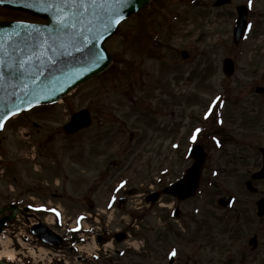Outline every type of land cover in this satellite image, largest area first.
<instances>
[{
  "label": "rangeland",
  "instance_id": "374dc122",
  "mask_svg": "<svg viewBox=\"0 0 264 264\" xmlns=\"http://www.w3.org/2000/svg\"><path fill=\"white\" fill-rule=\"evenodd\" d=\"M212 2L151 0L122 22L107 40L105 46L112 54V62L106 70L81 83L59 102L24 113L26 126L19 127L11 121L0 134L3 162L9 168L14 161L30 168L34 163L32 156L36 155L35 161L48 164L52 171L48 181L53 192L58 187L55 172L62 181L67 167L71 173L84 169L87 190L93 187L95 163L100 161L104 169L110 161L114 179H103L101 184L102 210L106 198L113 199L121 191H113L116 181L130 177L127 185L136 189L129 197L133 203L110 209L101 223L105 227L111 222L112 231L128 227V243L104 244L98 249L87 240L88 244H82L87 256L83 255L96 257L97 262L92 264L107 262L115 252L120 264H165L166 252L175 243L181 248L179 258L190 257L188 264H238L244 256L249 257L250 264H264V218L255 213V202L264 194V181L253 182L258 193H250L244 187L248 174L259 166L258 145H264V128L249 129L250 125L244 124L245 118H257L252 99L264 98L254 91L256 84L264 85V0H252L251 6L249 0H231L218 7ZM237 4L247 5L250 21L244 36L235 43L232 28ZM14 19L40 20L0 7V20ZM181 51H185L186 58ZM225 57L234 61L231 76L222 72ZM221 93L228 96L224 111L228 112L231 133L237 141L232 138L227 142L226 152L220 154L219 171L212 158L205 164L197 196L180 202V222L193 225L188 219L195 216L194 208L199 210L202 221L192 226L191 235L182 231L179 238L175 231L179 222L161 223V207L150 212L144 201H138L143 199L150 182L157 186L162 177L166 183L188 167L192 161L186 159L191 146L190 129L198 118L190 116L200 115L208 100H216ZM81 108L90 110L92 124L80 133L65 135L63 123ZM261 112L264 114V106ZM39 114L45 118L37 119ZM32 121L40 123V127L33 126ZM39 141L43 147L35 150L33 146L37 147ZM166 167L167 175L161 176L160 170ZM22 173L28 182L24 170ZM2 179L0 204L8 200L9 186L14 184ZM222 195L233 196V204L226 210L216 203ZM45 198L59 205V199L51 198L49 193ZM170 204L171 201L166 204V211ZM131 205L138 207L133 216L128 212ZM128 222L130 226H126ZM203 225L207 226L208 240ZM198 226L201 230L197 239L201 242H192ZM254 234L258 236V246L251 251L248 240Z\"/></svg>",
  "mask_w": 264,
  "mask_h": 264
},
{
  "label": "water",
  "instance_id": "95a60500",
  "mask_svg": "<svg viewBox=\"0 0 264 264\" xmlns=\"http://www.w3.org/2000/svg\"><path fill=\"white\" fill-rule=\"evenodd\" d=\"M229 1L216 0L214 5H221ZM34 2L35 0H0V5L25 11L45 20L43 23L24 22L25 24L38 25L42 30L45 27H51L53 25L52 17L48 12L41 10L43 5L28 6L29 3ZM148 2L149 0H128L127 6L122 9L124 19L130 14L140 11ZM237 11L238 18L233 29L234 41L239 40L246 27V7L239 5L237 6ZM106 19V10L97 8L93 11L89 9L85 15L78 18L75 29L70 28L64 33L56 35L55 44H53L52 39H49L50 34L47 31L43 32V38L29 40L23 31H21L20 36L14 35L17 30V24L20 21H0V40L3 42V47L0 48V57L9 62L21 60L25 62L24 69H21L15 76L6 72L4 78L0 80V121L4 124L10 116L22 110H27L38 104L55 102L85 80L104 71L111 62V55L104 47V42L115 33L119 25L112 24L107 31H104ZM74 32L82 33L89 37L97 33H103V38L93 40L92 44L82 45V36H78L75 42L82 45V51L77 52L72 48ZM45 39L48 40V43L41 49L39 45L44 44ZM9 45L13 47L19 46L20 51L14 52L13 47ZM50 45L59 52H64L67 49V51L72 52V55L60 56L56 65H50L47 56L43 55L44 52H47L48 56L53 55ZM101 53L105 58L96 62V56ZM37 72L41 74L37 76ZM223 72L226 75L232 74L233 62L230 58L223 60ZM29 103H31V107H29ZM90 123V112L87 109H80L71 114L69 121L62 128L65 133H73L80 128L88 126ZM261 151L263 166L252 175L253 178L257 179L264 178V149H261ZM190 156L193 159V163L187 169V173L181 180L171 184L163 192L176 195L180 199L189 197L195 192L202 165L206 158V152L202 147L195 145L190 152ZM245 184L249 191H257L251 181H246ZM218 202L220 205L226 206L229 204L230 199L224 200L221 198ZM6 209H10L11 213L0 217V232L4 224L13 219L17 213V208L11 205L9 207H0V215ZM257 214L264 215V197L257 201ZM31 231L46 244L56 246L61 244V238L49 231L43 224L33 226ZM118 240L120 239L118 238ZM252 241L255 242L254 239ZM0 264L12 263L0 260Z\"/></svg>",
  "mask_w": 264,
  "mask_h": 264
},
{
  "label": "flooded vegetation",
  "instance_id": "af4514ba",
  "mask_svg": "<svg viewBox=\"0 0 264 264\" xmlns=\"http://www.w3.org/2000/svg\"><path fill=\"white\" fill-rule=\"evenodd\" d=\"M260 95H264L260 94ZM254 102L255 108H257V118H245L244 124L245 125H250L249 129L251 128H256V127H263L264 128V114L261 112L262 107L264 106V98H258L256 97L255 99H252ZM207 105V104H206ZM205 105V107H206ZM49 105H40L37 107H33L31 110L40 108V107H48ZM220 104L215 108L212 109V112L210 115L203 117L202 115H195V116H190L191 118H195L198 116L197 121H195V124L192 126V131L194 128L196 129L197 125L196 122H199L198 124L201 128V135L203 136L201 139V143L203 144L204 148H206L208 155L209 153L216 151L217 149L219 150V157L220 159V154L222 152H226V144L227 142L234 138L232 132V128L229 123V115L228 112L224 111L223 108H220ZM221 109V110H220ZM246 109V108H245ZM29 110V111H31ZM27 111V112H29ZM26 113V112H24ZM24 113H21L7 121V123L11 121H16L18 123L19 127L26 126L27 118L24 116ZM24 116V117H23ZM23 117V118H22ZM39 120H42L45 118L44 114H39L36 117ZM220 121H223L221 123ZM33 126L40 127V123L37 121L34 122L32 121ZM84 130H80L76 133H80ZM76 133L72 134L75 135ZM70 135V136H72ZM213 135H216L220 139V144L218 147L214 146V144L209 141V138L212 137ZM208 139V140H207ZM252 143V142H251ZM3 142H1L0 149L2 147ZM214 147H213V146ZM264 146V145H258V151L259 147ZM43 147V142L39 141L38 146H33V148L36 149H41ZM179 150V149H178ZM180 151V150H179ZM97 156L100 157L101 153L99 151L96 152ZM4 154L2 152V156L0 157V177L3 178L2 180H12L14 184H10V186L6 185V187L9 186L10 192H7V201L3 203L4 206H8L11 204H14L15 206L18 207L19 215L22 219L24 220H36V217L39 218V220L43 223L47 222L48 220L50 221L51 219V209H53V204L54 206L62 212V218H63V230L62 232L66 236V239L69 240L70 242L75 241V240H81L83 243H86V239L90 238V236L94 235L95 240L97 239H103L105 240L104 243L108 242L111 240V243H116L115 242V234L117 232H120L121 234L124 235L125 239L128 236V227H124L121 229H116L112 231L110 229L111 222L105 224V227H102V212H106L105 210H102V204H101V184L103 183V179H114L113 173H112V164L110 161L106 162V165L104 169H102V165L100 161H97L95 163V175L93 176V187H88L87 190L85 189V171L84 169L80 168L77 169L75 172V175H72L74 172H69L70 167H67V171L62 174V181L59 180V175L57 172H55L53 175L56 176V179H58L57 183V188H54V192L52 191V188L50 187V182L48 181L49 174L52 172L47 165L42 164L40 162H36V155L32 156V162L35 167L30 166V168L27 167H21L18 161H14V163L11 164L12 168H9V164L3 162ZM181 156V155H180ZM183 156V155H182ZM259 157H260V163H261V153L259 151ZM188 159V158H186ZM189 161V159H188ZM220 161V160H219ZM219 161H217L218 165H215V167L219 168ZM73 162V161H72ZM91 162V159H90ZM208 162V158L206 162L204 163V168L206 167L205 164ZM74 163V162H73ZM168 164V163H167ZM39 166V168H37ZM80 166V165H79ZM167 168V167H166ZM170 168V167H169ZM203 168V169H204ZM168 169V168H167ZM24 170V175L25 178L28 179V182L24 181L23 173L22 171ZM83 170V172H82ZM169 170V169H168ZM204 171V170H203ZM168 171L165 170V168H162L161 171V176L164 175L166 176ZM183 174V173H182ZM181 174V175H182ZM180 175V176H181ZM180 176H174L172 179H169L166 183H170L171 181L179 178ZM52 177V176H51ZM127 180L130 178L127 176ZM118 181V180H117ZM116 181V183H117ZM4 182V181H3ZM115 183V184H116ZM151 183V182H150ZM165 182H162V177L159 179V187L157 190H160L162 187L166 185ZM60 187V189H59ZM157 188L154 186V189ZM60 191V192H58ZM125 191H128V188L125 189ZM124 191V192H125ZM134 191L136 189L133 187L130 189V194L131 196L133 195ZM58 192V193H57ZM49 193V196L51 198H56L59 199L58 204L51 203L49 199L45 198V195ZM148 193V192H147ZM31 195V196H29ZM125 196L120 197V202L122 204L124 203H133L132 199H129V195L124 194ZM36 197V198H35ZM39 197V199L37 198ZM42 199L43 202H40ZM35 200H37V203H34ZM65 201L66 203H64ZM146 205H148L145 195L143 199H140L138 202H142ZM168 201H173L172 206L175 207L177 206L179 208V205L177 204V201L173 199L172 197H166L165 195L160 197V202H156L155 205H158L161 207V210L159 211V219L160 222L164 224L167 223L168 220H172L175 222H179V227L175 229L178 237L180 238L182 231L183 233L186 234H192L194 230L195 223L202 221L200 219L196 212L195 216L190 219V222L193 223V225H189L188 222H180L181 219V212L179 214V218L176 220L171 218V211L167 210L166 211V204ZM137 202V203H138ZM136 203V204H137ZM139 206H143L142 204ZM137 206L131 205L130 209L128 210L129 214L131 216L134 215L135 210H137ZM193 214V211H192ZM41 217V218H40ZM130 219V218H129ZM77 223L80 224V230L77 234H74L75 230L78 228ZM85 223H88V226L86 227ZM131 223H127L126 226H130ZM74 226V228H73ZM163 227L165 225H162ZM204 226V225H203ZM51 228L54 230L60 229V226L53 221V224L51 225ZM207 226H204V232H205V238L206 240L209 239L208 235V230L206 229ZM197 233H195L192 236V242H201L198 241V231L200 232L201 228L198 226L197 227ZM207 231V232H206ZM85 237V239H84ZM75 238V239H74ZM177 238V237H176ZM178 239V238H177ZM85 240V241H84ZM74 244V242L72 243ZM117 245V244H115ZM175 249L177 250V255L172 257L170 262L168 261L167 264H188L186 261H190V257L186 255V257H183V255L180 257L182 258L185 262H182V260L179 258V252L181 251L180 246L175 243L174 244ZM251 251H255L252 248H250ZM115 256H111L107 259V262L102 263V264H120L121 260L120 257L117 255V252H115ZM92 262H97V258H80L77 260L76 264H92ZM239 264H250L249 257L244 256L240 259Z\"/></svg>",
  "mask_w": 264,
  "mask_h": 264
},
{
  "label": "snow or ice",
  "instance_id": "6c2138e0",
  "mask_svg": "<svg viewBox=\"0 0 264 264\" xmlns=\"http://www.w3.org/2000/svg\"><path fill=\"white\" fill-rule=\"evenodd\" d=\"M252 0H249V5L251 6ZM36 4L43 5L41 10L48 12L53 21L51 27H45L43 30L38 25L25 24L23 21L18 22L17 30L14 32V35L20 36L21 31L25 33L29 40L43 38V32L47 31L50 36L49 39H52L53 44H55V37L57 34L64 33L67 29H75L77 26L78 18L85 15L89 9L93 11L97 8L106 10L107 19L104 24V31H107L108 27L112 24H119L121 20L124 19L122 9L127 6L128 0H35L34 3H29V7H35ZM82 36V45L92 44L93 40H98L103 38V33H97L92 37L88 35H83L82 33H73L72 39V48L74 51H82V45L76 43V38ZM48 43V40H44V44H40L41 49ZM13 47L12 45H9ZM3 47V42L0 40V48ZM53 55L48 56L47 52H44L43 55L47 56L48 62L50 65H56L58 63V58L60 56H71L72 52L67 51L59 52L53 46H49ZM14 52L20 51L19 46L13 47ZM103 54L96 56V62L104 59ZM10 59V58H9ZM25 62L23 60L16 62L6 61L3 57H0V80H2L7 72L9 75L15 76L21 69H24ZM41 73L37 72L36 75L39 76ZM216 100L219 101L220 97H216ZM38 102V100H37ZM31 107V103H29ZM211 112V109L209 110ZM223 123V121H220ZM0 128H3V122L0 121ZM201 129H196V132H200ZM192 139H196V135L192 136ZM215 139V137H214ZM216 143L219 145L220 141L216 140ZM123 183L121 184V187ZM119 190V189H117ZM115 199V198H113ZM177 255V250L173 249L170 253V256L174 257Z\"/></svg>",
  "mask_w": 264,
  "mask_h": 264
},
{
  "label": "bare ground",
  "instance_id": "6f19581e",
  "mask_svg": "<svg viewBox=\"0 0 264 264\" xmlns=\"http://www.w3.org/2000/svg\"><path fill=\"white\" fill-rule=\"evenodd\" d=\"M3 243H5V241H3ZM1 257H6L7 259H11V257H12V253H11V251L6 250V248H5L4 250H2V251L0 252V258H1Z\"/></svg>",
  "mask_w": 264,
  "mask_h": 264
}]
</instances>
